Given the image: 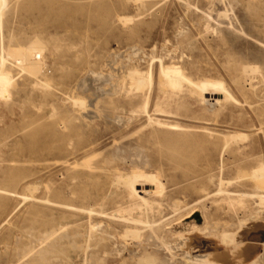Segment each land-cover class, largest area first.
I'll return each instance as SVG.
<instances>
[{
	"label": "rangeland",
	"instance_id": "1",
	"mask_svg": "<svg viewBox=\"0 0 264 264\" xmlns=\"http://www.w3.org/2000/svg\"><path fill=\"white\" fill-rule=\"evenodd\" d=\"M142 2L92 0L97 5L91 6V18L81 29L64 33L59 51L48 60L52 73L44 82L49 88L10 91L16 104L0 106V264H139L144 256L150 259L144 264H190L184 256L189 249H180L195 231L194 223L205 236L214 229L215 238L236 234L235 242L242 245L238 249L248 241L264 243V212L250 219L255 205L216 211L209 198L204 202L205 226L204 210L196 206L206 193L201 184L192 180L176 189L170 183L175 179L170 159L176 151L215 176L214 183L203 180L213 194L222 178L224 190H253L245 175L250 166L264 163V0ZM8 10L5 34L12 28L24 38L48 28L20 26L19 10L10 2ZM242 64L258 70L243 73ZM172 72L185 73L204 87L203 93L190 87L178 97L163 96L158 78ZM23 77L25 72L16 76L20 81ZM151 79L155 82L148 91ZM207 80L213 81L209 87ZM132 85L144 91L141 99L125 94ZM144 95L150 97L147 115L137 109ZM74 100L77 105L71 106ZM158 120L179 128H159ZM49 124L61 137L43 133ZM233 135L245 139L233 142ZM139 171L155 174L169 196L161 239L150 238L147 231L139 238L114 233L107 242H96L90 227L100 223L111 232L114 226L108 216L112 207L100 209L101 196L117 192L127 199L128 185L121 182ZM241 175L245 186L227 185V179ZM174 203L186 208L175 212ZM68 204L86 212L63 206ZM97 210L107 214L101 217ZM257 248L234 261H208L248 264L260 255L257 264H264V248Z\"/></svg>",
	"mask_w": 264,
	"mask_h": 264
},
{
	"label": "bare ground",
	"instance_id": "2",
	"mask_svg": "<svg viewBox=\"0 0 264 264\" xmlns=\"http://www.w3.org/2000/svg\"><path fill=\"white\" fill-rule=\"evenodd\" d=\"M139 1L142 2V0H138V2ZM9 2L13 4L14 11L16 9L19 10L18 23H20V26H25L27 24L29 25L40 24V25H47L48 28L44 30V32L32 31L31 33H28V34L26 33L24 35L25 36L24 38H21L20 35H17L13 31L12 28L11 29L7 28L6 30L7 35H6L5 29H4V23H6V21L8 20V16H9V11H10L8 10ZM92 5H97V4L95 3L92 4V0H0V28H1V32H0L1 33V36H0V106L3 103L4 106L8 108L16 104L15 99L8 97V95L10 94V91L23 92V94H26V92L30 93L34 89H39V88L45 89L46 87H48V84H47L48 82L46 83L44 82L47 75H51L52 73V63H50L51 66H48L50 65L48 60L52 59L53 55H55V53L59 51L61 47L59 45V42L62 40V38H64V33L76 27L81 29L82 28L81 26L84 25L85 21H88V19L91 18V14H92L91 6ZM143 6H145V4L142 2V7ZM42 64L43 65L45 64L44 68ZM171 68H173L172 64H171ZM257 70L258 68H253L245 64H242L241 69H240V71L243 73H249V72L256 73ZM20 72L22 73L25 72V77H23L21 81L16 78V76ZM183 72L181 73L172 72L173 75L171 74V76H167L164 78H161V75H160L158 78L159 79L158 80L159 82L158 92L162 93L163 96L167 98H170V97L175 98V97H178L180 94H183L185 89H189L190 87H192V88H195L201 95L203 93L202 91L204 87H201L200 84H195ZM150 81L152 83L149 85L148 91L152 90L154 86V82H155L154 79H151ZM204 82H205V87H209L213 81L207 80ZM143 92L144 91H141L137 86L132 85L131 87L127 89L125 94H127L128 96L138 97L139 99H141ZM208 101L210 102L213 100L208 99ZM74 102L75 100L73 101V103ZM149 103H150V97L144 95V101L137 108L138 112L146 114L147 109L149 107ZM212 103L210 102V104L208 105L210 106L213 105L215 107L214 103L213 104ZM76 105L77 104L75 102V104L71 106H76ZM70 125L72 126V123L66 124L65 130L66 128L67 129L71 128ZM156 125L159 128H164V129L166 128L169 131L177 130L179 128L178 125L168 124V123L164 124L159 120L156 121ZM53 131L55 132V135H57L58 137H61V135L56 134L53 124L47 125L43 133L51 134ZM241 137L242 136H239V135H233L232 137H230V139L234 142L237 139L240 140ZM242 138L245 139V137H242ZM228 142L229 141H227L226 144ZM142 157L144 159L146 156L144 157L143 155ZM251 157L252 155H247V156L245 155L246 159H250ZM129 165L131 164L129 163ZM170 165L172 166L171 170L173 171V174L175 176L174 177L175 179L170 181L173 187H176V189H179L180 185L190 183L192 180H196L198 181L197 183L201 184V188L203 192H206L205 195L199 198L198 201L196 202V206L201 205L202 209L204 210L203 218L205 221L204 222L205 226L208 224V222L206 220V210H205L206 208L204 206V202L209 198H213L212 203L216 206V209H215L216 211L228 209L230 211L237 212L238 210H245L246 208H249V204L251 203V205H255L256 208L252 211L250 215V219L257 217L264 212V163L263 162L259 161L256 165L250 166L249 173L245 175L246 178L241 175L242 177L241 176L235 177V178L227 179L226 181L227 185H230V186L232 185H235V187L245 186L244 184L241 183V182H244L242 180L245 178L249 180L251 183H253L252 191L242 192L240 190H235V191H230L226 189L224 190L222 188V185L225 180L222 178L219 180L221 187H219L218 192L214 194L207 190L206 185L204 184L203 180L206 179L208 183H214L215 176L212 174H204L197 164L191 163V160L189 159L187 155L184 156L180 154L179 152H176V151L173 152L171 159H170ZM220 170L224 172L223 166L221 167ZM148 172L149 171L136 172L132 174L130 177H128L127 182L124 179L125 183L121 180L122 185L126 183L128 185V189L130 193L127 199H125L123 195H120L117 192H110L111 194L107 196H101L99 200L100 209H102L104 206H107V205L112 207L111 209L112 213L108 214V216H109V219L113 222L114 226L111 232L105 231L102 227L104 225L101 226L100 223L94 224L92 227H90V228H93L94 232H96L97 234L96 242L104 243L105 240L108 239V237L113 238L114 233H118L119 235L124 234L125 236L131 235V237L133 236V237L139 238L141 236H144L147 233V231L150 232L149 233L150 238L155 237L154 239H161L163 233L165 232L163 222H161L162 216L164 214L163 206L167 202L169 196L166 193L165 187L161 183V180H159L158 177L152 172H149V174ZM29 189H26V191H28ZM32 189L33 188H31V190ZM3 191L4 190L0 189V194ZM28 193L30 194L32 192L28 191ZM24 200H26V198H24L23 201ZM63 206L67 208L71 207V209L75 211L86 212L84 208H78L70 204L63 205ZM172 208L175 212H180L179 210H181L182 208H186V206L181 207L179 206L178 203H174L172 205ZM87 212L92 214L93 211L88 210ZM195 212L197 211H193L191 215H193ZM97 213L101 217L107 214V212H104L102 210L101 211L97 210ZM51 222L52 220H50L49 223L51 224ZM243 223L244 222H241L242 228L244 227ZM238 226L239 225H237V227ZM219 228L222 229L221 226L218 227V229ZM193 230L195 231H192L191 233H189L190 235L189 237H187L185 240L183 239L184 241L183 248L180 249V251L187 250V248L189 249L188 251L189 253L188 252L184 253V256L186 260L189 261L188 263L190 264H212L211 262L208 261L209 258L214 259V260L223 259L225 261H234V259H238V258L240 259L243 256V251H246L249 249H255V248L258 249L257 246L264 248V243L257 244V243H252L248 241L245 243L246 244L245 249H242V248L238 249L242 245L240 244V241L235 242V237H237L236 234L233 235V234L226 233L220 236L219 238L217 237L218 238L217 239L215 238L216 237L215 229L212 230L211 228L212 231H210V233L208 232L209 234L205 236L201 233L199 226L195 223L193 224ZM222 230L220 231L221 233L223 232ZM136 242H137V239H136ZM134 244L136 243L134 242ZM115 250H117V247L114 248V252ZM169 250L174 256L175 255L173 252L174 250L172 249H169ZM132 251L134 250L132 249ZM131 254H134V253L131 252ZM181 256L182 255L178 257H181ZM128 257H129V253H128ZM144 257L143 259H141L143 264L145 260L147 261V259L149 258V257L145 258L144 260ZM259 258H260V255L250 260L248 264H257L259 262ZM176 259H177V256H176ZM138 263L140 264L141 262H138ZM147 263L154 264L151 261Z\"/></svg>",
	"mask_w": 264,
	"mask_h": 264
}]
</instances>
